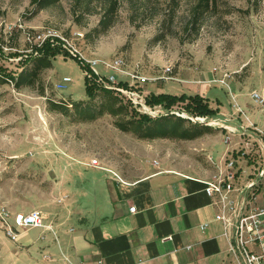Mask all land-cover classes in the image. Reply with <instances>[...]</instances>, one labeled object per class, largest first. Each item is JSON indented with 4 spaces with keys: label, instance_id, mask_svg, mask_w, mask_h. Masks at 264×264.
I'll use <instances>...</instances> for the list:
<instances>
[{
    "label": "rangeland",
    "instance_id": "374dc122",
    "mask_svg": "<svg viewBox=\"0 0 264 264\" xmlns=\"http://www.w3.org/2000/svg\"><path fill=\"white\" fill-rule=\"evenodd\" d=\"M197 1L180 0L171 18L169 0H120L114 24L98 34L95 29L105 13L101 0H60L37 13L32 0H0L3 76L16 77L32 68L45 45L60 52L34 87L17 88L14 81L0 80V213L5 208L12 214L7 218L11 228L17 213H43L66 205L68 194L72 196L81 182L91 191L88 198H94L92 182L107 172L93 167L108 168L112 178L138 179L168 170L215 180L228 152L258 147L241 127L246 114L237 102H250V111L264 112V0H216L198 35L187 39L186 23ZM44 32L57 37L33 49V37ZM77 59L98 61L93 68L114 79L111 89L119 88L139 112L153 117L168 111L146 106L150 93L207 97L211 107L219 108L214 117L181 112V103L174 112L212 131L194 140H144L120 131L109 114L88 122L73 111L65 115L49 110L50 101L69 103L70 110L71 102H90L88 69ZM65 77L71 82L58 89ZM120 83H128L133 91ZM101 101L98 93L93 103L99 106ZM256 115L264 123V116ZM215 119L219 123L210 125ZM2 223L0 217V231L6 233Z\"/></svg>",
    "mask_w": 264,
    "mask_h": 264
},
{
    "label": "crops",
    "instance_id": "0c3cea01",
    "mask_svg": "<svg viewBox=\"0 0 264 264\" xmlns=\"http://www.w3.org/2000/svg\"><path fill=\"white\" fill-rule=\"evenodd\" d=\"M248 103L237 102L246 114L241 127L260 141L264 123L256 114L264 112L250 111ZM93 168L107 172L92 182L94 198L81 182L70 202L43 212L49 219L43 228H22L15 239L0 231V264H235L217 218L222 202L206 193V177L167 170L112 178L108 168Z\"/></svg>",
    "mask_w": 264,
    "mask_h": 264
},
{
    "label": "trees",
    "instance_id": "16d2710c",
    "mask_svg": "<svg viewBox=\"0 0 264 264\" xmlns=\"http://www.w3.org/2000/svg\"><path fill=\"white\" fill-rule=\"evenodd\" d=\"M60 0H32V4L36 6V13L46 9ZM84 2L86 0H78ZM105 9L99 27L95 29L98 34L106 33L114 24V16L119 8L120 0H101ZM133 1V0H131ZM169 14L171 18L175 17L176 8L179 6L180 0H169ZM216 0H198L190 12L189 20L186 23V31L189 38L198 35L202 20L204 17L216 9ZM39 47L35 46L33 49ZM38 57L34 58L33 66L30 69H23L16 77L3 76L0 73L2 83L6 81H14L17 88L34 87L39 80L40 73L46 69L53 67L52 60L60 52L45 45L39 48ZM82 68L86 71V93L90 102H74L69 103L50 101L49 110L53 112H61L69 115L70 111L84 121H94L104 114H109L115 118V126L122 132L132 133L139 139L154 140L160 138L194 140L202 137L206 133H210L212 128L197 123H191L189 118L177 116L174 109L179 106V110H183L194 117H214L218 114L219 108L211 107L209 99L200 94L180 96L168 93H150L145 96V105L151 108L161 106L168 111L166 114L151 116L149 113L139 112L138 105H135L131 99H126L121 93L105 88L102 83L97 80V75L90 65L83 59H77ZM124 89L133 90L128 83H120ZM98 93L102 95L101 104H94ZM131 109V111H130ZM180 112V113H181Z\"/></svg>",
    "mask_w": 264,
    "mask_h": 264
},
{
    "label": "built area",
    "instance_id": "2783aa9c",
    "mask_svg": "<svg viewBox=\"0 0 264 264\" xmlns=\"http://www.w3.org/2000/svg\"><path fill=\"white\" fill-rule=\"evenodd\" d=\"M54 35L56 34L52 32L38 34L33 37V47H39L38 43H44L48 38L57 37ZM61 39L68 43L64 37ZM69 51L76 56L74 51ZM87 63L97 75V80L105 88L114 90L110 86L114 83V79L99 75L93 68L98 61L92 60ZM111 67H115V65ZM70 82L71 78L65 77L58 89L66 88ZM115 91L121 93L119 88H116ZM224 161V167L220 169V176L205 183L207 185L206 193L211 197H219L222 202V210L217 218L222 221L225 234L230 239L228 256L235 264H264V140L258 141L257 148L253 145L248 151L243 148L231 150L227 153ZM239 161H243L245 166L240 165ZM92 164L99 165L97 160H93ZM244 175L246 176L244 177ZM232 193L237 194V200L227 199ZM226 200L228 201L225 202ZM135 210V207L130 208L131 212H135ZM1 211L2 224L11 239L16 238L20 228H42L45 226V216L39 210L15 214L12 221L14 227L12 228L7 220L12 214L5 208ZM206 226L204 224L201 228L205 229Z\"/></svg>",
    "mask_w": 264,
    "mask_h": 264
},
{
    "label": "bare ground",
    "instance_id": "6f19581e",
    "mask_svg": "<svg viewBox=\"0 0 264 264\" xmlns=\"http://www.w3.org/2000/svg\"><path fill=\"white\" fill-rule=\"evenodd\" d=\"M201 120H205L204 118H201ZM219 123V121L217 120V119H215V120H211L210 122H209V124L210 125H217Z\"/></svg>",
    "mask_w": 264,
    "mask_h": 264
}]
</instances>
